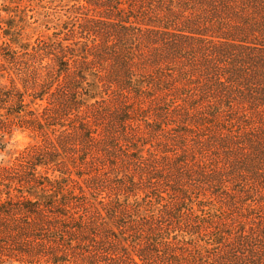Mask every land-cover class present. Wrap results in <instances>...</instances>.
Instances as JSON below:
<instances>
[{"label": "trees", "instance_id": "16d2710c", "mask_svg": "<svg viewBox=\"0 0 264 264\" xmlns=\"http://www.w3.org/2000/svg\"><path fill=\"white\" fill-rule=\"evenodd\" d=\"M68 1L0 43V132L40 137L0 163V260L264 264V0Z\"/></svg>", "mask_w": 264, "mask_h": 264}, {"label": "rangeland", "instance_id": "374dc122", "mask_svg": "<svg viewBox=\"0 0 264 264\" xmlns=\"http://www.w3.org/2000/svg\"><path fill=\"white\" fill-rule=\"evenodd\" d=\"M38 2V0H0V43L8 41L14 47H18L20 43L24 41L33 42L41 35L50 36L54 32V24H58V27H61L62 22L67 20L68 15L71 14L69 7L72 2L68 0L63 2L56 1L53 4L54 8H43ZM43 2L47 4L48 0ZM17 4H20L19 8L15 7ZM54 11H56L55 14H53ZM47 13L50 16H45ZM12 77L22 88L19 79L12 69L9 68V64L0 56V89L10 86ZM26 101L30 102L32 100L29 96H26ZM44 103L42 102V104ZM38 105L39 102H31L32 108H39ZM4 112V110H0V113ZM39 140L40 137L36 131L21 126V124H10L9 131L0 132V163L2 166H11L26 148L37 144ZM2 195L3 198L6 197L5 193H2ZM0 264L31 263L22 262L14 257H5V259L0 260Z\"/></svg>", "mask_w": 264, "mask_h": 264}]
</instances>
